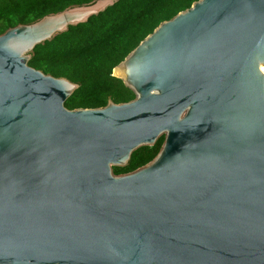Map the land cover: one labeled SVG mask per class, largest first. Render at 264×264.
<instances>
[{"label": "water", "instance_id": "95a60500", "mask_svg": "<svg viewBox=\"0 0 264 264\" xmlns=\"http://www.w3.org/2000/svg\"><path fill=\"white\" fill-rule=\"evenodd\" d=\"M115 1L0 34V264H264V0L194 1L112 69L132 100L68 109L33 49Z\"/></svg>", "mask_w": 264, "mask_h": 264}, {"label": "trees", "instance_id": "16d2710c", "mask_svg": "<svg viewBox=\"0 0 264 264\" xmlns=\"http://www.w3.org/2000/svg\"><path fill=\"white\" fill-rule=\"evenodd\" d=\"M92 0H0V34L18 24H28L68 6ZM196 0H116L86 22L71 25L52 39L34 47L28 65L54 77L79 84L68 109L96 108L127 102L135 95L123 81L112 75L138 43L160 22L191 6ZM164 136L152 146L134 150L124 167L114 166L115 174L131 172L150 162L159 152Z\"/></svg>", "mask_w": 264, "mask_h": 264}]
</instances>
